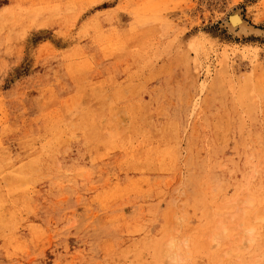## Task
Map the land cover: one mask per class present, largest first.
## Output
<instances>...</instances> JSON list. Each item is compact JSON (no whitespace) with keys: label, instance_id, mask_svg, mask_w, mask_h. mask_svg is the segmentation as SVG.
<instances>
[{"label":"rangeland","instance_id":"374dc122","mask_svg":"<svg viewBox=\"0 0 264 264\" xmlns=\"http://www.w3.org/2000/svg\"><path fill=\"white\" fill-rule=\"evenodd\" d=\"M263 216L264 0H0V264H264Z\"/></svg>","mask_w":264,"mask_h":264},{"label":"bare ground","instance_id":"6f19581e","mask_svg":"<svg viewBox=\"0 0 264 264\" xmlns=\"http://www.w3.org/2000/svg\"><path fill=\"white\" fill-rule=\"evenodd\" d=\"M242 28H245V27H242ZM246 29V28H245ZM264 218V216H263ZM225 226V225H224ZM223 229V227H222ZM238 234V233H237ZM188 239V238H187ZM225 239V238H224ZM178 240L179 238L177 239V236H171V239L169 240V246H170V253L172 254L171 257L176 260L177 262H180V261H183V257L181 255V250L179 249V246H178ZM217 241V240H216ZM168 246V247H169ZM168 251V252H169ZM166 252H167V249H166ZM169 256V255H168Z\"/></svg>","mask_w":264,"mask_h":264}]
</instances>
